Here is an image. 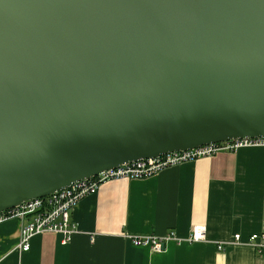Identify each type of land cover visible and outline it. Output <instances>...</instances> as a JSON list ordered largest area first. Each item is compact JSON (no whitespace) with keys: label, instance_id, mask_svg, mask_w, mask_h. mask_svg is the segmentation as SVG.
I'll list each match as a JSON object with an SVG mask.
<instances>
[{"label":"water","instance_id":"obj_1","mask_svg":"<svg viewBox=\"0 0 264 264\" xmlns=\"http://www.w3.org/2000/svg\"><path fill=\"white\" fill-rule=\"evenodd\" d=\"M243 136H264V0H0V211Z\"/></svg>","mask_w":264,"mask_h":264},{"label":"crops","instance_id":"obj_2","mask_svg":"<svg viewBox=\"0 0 264 264\" xmlns=\"http://www.w3.org/2000/svg\"><path fill=\"white\" fill-rule=\"evenodd\" d=\"M76 229L44 230L19 246L21 220L0 222V264H264V247L220 241L264 230V145L223 149L164 167L146 177L102 182L79 200ZM204 225L205 240L166 243L160 251L130 237L168 229L187 235ZM65 239V241H64Z\"/></svg>","mask_w":264,"mask_h":264},{"label":"built area","instance_id":"obj_3","mask_svg":"<svg viewBox=\"0 0 264 264\" xmlns=\"http://www.w3.org/2000/svg\"><path fill=\"white\" fill-rule=\"evenodd\" d=\"M257 144L264 145V136L233 137L125 162L103 169L90 177L75 180L49 194L22 200L16 205L0 211V222L10 218H19L22 221L19 240L22 250L28 249L29 239L33 234L41 233L44 230L63 232L64 238L68 239L77 227L72 216L74 207L81 198L96 192L102 182L118 177H146L164 167L182 161L212 155L223 149L235 150L240 146ZM205 238L204 225H195L184 236L177 234L174 229H168L161 235L153 233L135 235L131 236L130 240L135 245L147 246L153 251H160L168 242L194 243L205 240ZM228 242L252 243L258 248H262L264 247V230L249 233L244 238L240 232H235L231 240L218 242L217 248L222 249Z\"/></svg>","mask_w":264,"mask_h":264}]
</instances>
